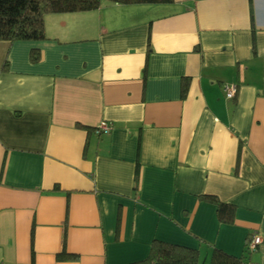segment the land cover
Returning <instances> with one entry per match:
<instances>
[{
  "label": "crops",
  "instance_id": "crops-1",
  "mask_svg": "<svg viewBox=\"0 0 264 264\" xmlns=\"http://www.w3.org/2000/svg\"><path fill=\"white\" fill-rule=\"evenodd\" d=\"M45 34L0 41V264H130L154 240L206 262L249 234L264 264V0L108 2Z\"/></svg>",
  "mask_w": 264,
  "mask_h": 264
},
{
  "label": "trees",
  "instance_id": "trees-1",
  "mask_svg": "<svg viewBox=\"0 0 264 264\" xmlns=\"http://www.w3.org/2000/svg\"><path fill=\"white\" fill-rule=\"evenodd\" d=\"M174 0H0V41L14 42L18 40H43L45 34V16L58 13H78L99 9L105 3H172ZM253 17V14H252ZM40 59L38 50L31 51V60ZM189 82L182 86V94L186 95ZM203 199L217 206V216L222 223H234L236 207L220 201L216 196L203 195ZM254 234H249L246 249L241 256L229 254L213 247L208 262L200 259L198 249L154 240L148 256L130 264H251L248 244ZM60 260H76L77 255L67 253L66 235L63 239V250L58 254ZM34 264V263H32Z\"/></svg>",
  "mask_w": 264,
  "mask_h": 264
},
{
  "label": "built area",
  "instance_id": "built-area-1",
  "mask_svg": "<svg viewBox=\"0 0 264 264\" xmlns=\"http://www.w3.org/2000/svg\"><path fill=\"white\" fill-rule=\"evenodd\" d=\"M223 90L226 98L233 99L237 93V86L235 84H225ZM112 125L108 121H101L95 128L94 132L98 135H107L111 132ZM263 241L259 235H254L252 240L248 244L249 250H255L257 246Z\"/></svg>",
  "mask_w": 264,
  "mask_h": 264
},
{
  "label": "rangeland",
  "instance_id": "rangeland-1",
  "mask_svg": "<svg viewBox=\"0 0 264 264\" xmlns=\"http://www.w3.org/2000/svg\"><path fill=\"white\" fill-rule=\"evenodd\" d=\"M203 256H204V255H203ZM203 256H202V257H203ZM203 259H204V258H203ZM208 260H209V258H208ZM208 260H207L206 262H208ZM202 261L205 262V260H202Z\"/></svg>",
  "mask_w": 264,
  "mask_h": 264
}]
</instances>
